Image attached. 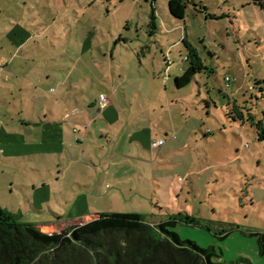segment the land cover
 I'll use <instances>...</instances> for the list:
<instances>
[{
	"label": "rangeland",
	"instance_id": "374dc122",
	"mask_svg": "<svg viewBox=\"0 0 264 264\" xmlns=\"http://www.w3.org/2000/svg\"><path fill=\"white\" fill-rule=\"evenodd\" d=\"M177 1H156L155 36L146 0L0 5L3 20L37 37L38 57L67 67L81 60L71 74L89 104L101 93L112 101L107 112L86 107L94 137L81 165L58 158L50 174L49 163L43 170L52 186L39 190L32 180L45 177L38 164L8 170L0 176V203L49 228L102 213H138L151 224L186 213L200 225L175 228L182 239L215 247L224 264H264L256 236L264 235V141L248 120L251 114L264 124L255 86L264 79V10L250 0H194L223 16L209 19L193 5L182 12ZM14 13L17 18L8 15ZM185 37L209 68L189 82ZM235 114L244 118L233 120ZM155 139L166 143L154 149Z\"/></svg>",
	"mask_w": 264,
	"mask_h": 264
},
{
	"label": "crops",
	"instance_id": "0c3cea01",
	"mask_svg": "<svg viewBox=\"0 0 264 264\" xmlns=\"http://www.w3.org/2000/svg\"><path fill=\"white\" fill-rule=\"evenodd\" d=\"M6 1L15 2V0H0V5L5 4ZM6 13L0 6V63L4 65L0 68V176L5 175L8 170L16 174L17 168L24 164L27 166L28 163H36L39 172L45 177L32 179L34 187L36 190L46 189L52 186L53 182L50 178L47 180V174L43 169L49 163L52 164L50 166L52 168L48 171L52 174L51 171L56 167L58 158L61 161H66L68 158L71 163L77 162L81 165L88 148V138L89 136L94 137V134L89 132L90 127L86 124V107L89 103L84 98V88L77 87V83L82 85L81 80H73L71 74L77 70L81 60H75L74 67H67L63 64L53 65L55 60L38 57L39 48L35 42L37 37L21 28L19 22L12 24L11 21L3 20L7 17ZM8 15L17 18L15 13ZM31 40L34 42L30 44ZM58 61L59 63L65 62L64 60ZM112 63H114L113 59ZM67 70H70L68 77L65 75ZM57 72L62 74L58 75ZM53 81H57L59 86H55ZM102 81L100 79L101 83ZM72 90L75 91L73 94ZM116 93L112 90L113 97ZM74 98L78 105L73 102ZM89 105H91L90 109L93 114L107 112L110 106L101 110L99 97ZM157 140L160 139L154 141ZM110 162L113 169L114 162L112 160ZM93 165L99 169L98 166ZM101 166L106 168L107 162L102 160ZM57 167L60 168V165ZM112 169L111 172L109 171V176ZM13 183L18 184L15 181ZM104 184L108 186V180ZM49 199L51 200V197ZM0 206L4 209L1 203ZM34 212L45 214L35 209ZM96 216L77 220L69 226L90 221ZM31 221L28 223L36 225L46 233L63 229L62 227L49 228L41 221Z\"/></svg>",
	"mask_w": 264,
	"mask_h": 264
},
{
	"label": "trees",
	"instance_id": "16d2710c",
	"mask_svg": "<svg viewBox=\"0 0 264 264\" xmlns=\"http://www.w3.org/2000/svg\"><path fill=\"white\" fill-rule=\"evenodd\" d=\"M150 4L149 34L155 36L159 26L155 3ZM264 10V0H250ZM193 5L209 19H221L194 0H178L176 7L185 12ZM187 63L185 82L209 68L198 49L185 37ZM228 80V79H227ZM260 98L264 99V79L256 80ZM234 114V113H233ZM244 118L243 114L232 116ZM248 120L256 128L259 141H264V124L249 114ZM186 225H200L188 214L169 215L158 224H151L137 213H102L96 218L73 224L59 231L46 233L32 223L22 220L0 206V264H224L215 247L202 248L196 242L184 240L174 231ZM227 236V235H226ZM224 236V238L226 237ZM259 244L264 252V235Z\"/></svg>",
	"mask_w": 264,
	"mask_h": 264
},
{
	"label": "built area",
	"instance_id": "2783aa9c",
	"mask_svg": "<svg viewBox=\"0 0 264 264\" xmlns=\"http://www.w3.org/2000/svg\"><path fill=\"white\" fill-rule=\"evenodd\" d=\"M4 65L2 63H0V68H2ZM229 80V79H228ZM110 105V101L107 98L106 95L102 94L99 98V108L101 110H104L105 108H107ZM166 143V141L164 139H160L157 141H154L152 143V147L154 149H159L161 146H163Z\"/></svg>",
	"mask_w": 264,
	"mask_h": 264
}]
</instances>
